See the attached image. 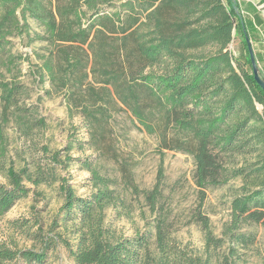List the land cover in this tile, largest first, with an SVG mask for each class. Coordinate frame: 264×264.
I'll return each instance as SVG.
<instances>
[{"label":"trees","instance_id":"1","mask_svg":"<svg viewBox=\"0 0 264 264\" xmlns=\"http://www.w3.org/2000/svg\"><path fill=\"white\" fill-rule=\"evenodd\" d=\"M108 1L0 0V52L9 43L6 37L16 30L23 31L30 17L47 34L38 36L51 46L41 69L52 81L67 90L80 86L88 74L87 63L91 61L89 71L100 86L89 83L84 98L68 100L81 107L88 130L105 122L115 101L149 133L155 131L151 108L162 112L166 121L172 122L182 135L177 145L168 146L162 134L163 147L192 155L200 203L207 186L223 184L243 173V168L223 166L212 147L236 154L255 153L261 163L257 168L256 187L232 199L231 220L223 232L230 242L229 253L222 262H217L235 264L234 245H245L251 239L237 232L241 223L264 224V91L253 78L244 36L246 33L250 39L259 74L264 78V67L256 50L264 40V30L260 36L256 30L261 20L256 12L249 11L248 15L242 2L237 0H125L121 4V9L126 11L124 18L121 10L104 12L102 4ZM141 27L146 31H138ZM233 31L239 36V42L232 52L227 47ZM108 32L121 33L120 43L108 42ZM210 43L217 45L213 53L200 57L187 53ZM12 60L9 58L7 62ZM162 62L161 71H144L145 65ZM0 89L2 100L9 103L17 86L0 82ZM59 154V151L51 154L49 170L53 171L55 165L67 166ZM65 159L69 162L76 158L66 155ZM83 163L90 170L94 190L84 197L77 195L68 180L61 177L59 188L63 203L56 216L64 223L72 221L66 231L71 232L74 241L63 242L73 264H212L209 259L202 260L180 248L168 235L164 217L157 218L153 226L155 256L148 251L146 234L115 237L104 225L103 208L121 200L108 187V180L91 169L89 161ZM121 171L125 184L134 193L142 194L151 211L161 210L157 206L162 195L161 166L156 182L148 190L138 189L124 166ZM43 174L40 167L30 174L27 167L16 170L10 166L8 185L0 184V215L29 193L26 181L37 185L46 179ZM198 221L204 231L205 246H220L222 238L212 234L207 216L200 211ZM60 238L58 234L48 238L45 247L50 240ZM45 258V250L0 246V264L15 259L39 264Z\"/></svg>","mask_w":264,"mask_h":264},{"label":"rangeland","instance_id":"2","mask_svg":"<svg viewBox=\"0 0 264 264\" xmlns=\"http://www.w3.org/2000/svg\"><path fill=\"white\" fill-rule=\"evenodd\" d=\"M123 2L125 0H109L102 4L103 10L108 14L121 10L124 18ZM26 23L23 31L16 30L6 37L9 43L0 52V82L17 86L9 103L2 100L0 89V184L8 185L7 169L10 166L16 170L27 167L30 174L40 167L46 179L37 185L26 181L29 193L0 215V246L38 252L45 250L46 258L39 264H73V258L63 242L74 241L71 232L66 231L72 221L64 223L56 217L63 203L59 187L61 177H64L77 195H89L94 187L90 170L83 163L89 161L91 169L108 180V187L121 200L103 208L104 225L115 237L146 234L149 236L148 251L155 256L157 249L153 226L157 218L164 217L168 235L180 248L200 256L202 260L209 259L212 264L222 262L230 247L228 236L223 232L231 220V201L256 187L257 168L261 163L255 153L236 154L212 147L223 166L243 168V173L223 184L207 186L200 203L192 155L180 149L164 148L161 142L162 134L168 146L177 145V140L182 138L173 123L167 122L162 112L151 108L154 112L151 123L155 131L149 133L124 106L115 101L105 122L88 130L80 113L81 107L68 100L84 98L89 83L97 88L100 86L89 71L91 61L87 63L85 70L88 74L80 86L67 90L58 85L41 69L44 56L49 55L51 48L47 40L38 39V36L47 35L44 28L30 17H27ZM138 31L146 29L141 27ZM120 35L119 32H108L106 40L119 44ZM238 42L239 36L233 31L227 48L233 52ZM216 50L217 45L210 43L187 53L200 57ZM9 58H13L10 63L7 62ZM163 66V62L145 65L144 71H161ZM54 151L60 152L59 159L65 160L67 166L55 165L51 171L49 161ZM66 155L76 159L66 162ZM123 166L141 190L153 187L159 166L162 167V195L157 204L161 210L151 211L142 194L134 193L125 184L121 171ZM198 211L207 216L212 234L222 238L220 246H205ZM237 232L251 239L245 245H234L236 252L232 260L235 264H264V224L241 223ZM57 234L61 238L50 240L45 247L44 242ZM4 264L27 263L15 259Z\"/></svg>","mask_w":264,"mask_h":264},{"label":"crops","instance_id":"3","mask_svg":"<svg viewBox=\"0 0 264 264\" xmlns=\"http://www.w3.org/2000/svg\"><path fill=\"white\" fill-rule=\"evenodd\" d=\"M237 2H242V5L248 15H250L249 11L257 13L259 19L261 20V25L260 27H256V30L258 32L257 34L260 36L262 30H264V0H237ZM260 46L261 47L256 46V50L258 51V55L264 67V40ZM258 68H260L259 65Z\"/></svg>","mask_w":264,"mask_h":264},{"label":"water","instance_id":"4","mask_svg":"<svg viewBox=\"0 0 264 264\" xmlns=\"http://www.w3.org/2000/svg\"><path fill=\"white\" fill-rule=\"evenodd\" d=\"M245 40H246V45H247V50L249 54V60H250V65L253 73V78L255 82L259 85V87L264 91V78H262L259 74V68L255 60L254 56V51L251 46L250 39L248 38L247 34H244Z\"/></svg>","mask_w":264,"mask_h":264}]
</instances>
